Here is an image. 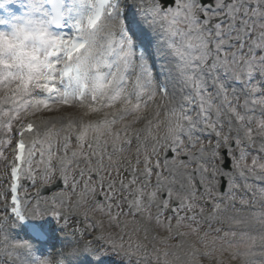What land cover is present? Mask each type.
Here are the masks:
<instances>
[{
	"label": "snow or ice",
	"instance_id": "snow-or-ice-1",
	"mask_svg": "<svg viewBox=\"0 0 264 264\" xmlns=\"http://www.w3.org/2000/svg\"><path fill=\"white\" fill-rule=\"evenodd\" d=\"M148 3L153 22L164 28L177 61L178 79L173 92L157 89L150 73H143V79L125 77V58L132 55L129 42L128 51L121 57L122 67L107 83L103 78L98 80L93 104L87 109L86 115H95L101 109L120 107L118 113H111L93 129L94 140L87 128L73 135L75 125L69 124L65 128L69 134L62 143L47 136L29 146L22 137L25 132L34 133V125L15 133L12 122L3 126L0 159H8L5 153L9 148L15 154L5 173L10 190L0 193V200L7 203L10 193L11 211L20 218L25 202L38 197L51 204V214L57 217L59 210L73 204V197L74 207L82 209L86 218L101 212L119 228L121 215L137 217L138 226L133 228L127 245L124 235L114 238L108 234L104 238L128 256L147 259L151 255L157 264H202L203 260L213 264H264V187L250 182V178L264 180V0H215L214 7L204 6L201 0H179L175 9L167 11L155 0ZM102 15L101 12L90 26L95 27ZM54 39L57 45L66 46L68 60L86 46ZM45 67L52 69L55 65ZM40 79L50 82L37 84L38 88L50 94L57 92L51 82L55 77ZM33 82L31 76L24 80L25 92ZM105 89H110V94L105 96ZM158 96L165 101L163 105L156 102ZM98 97L104 100L102 105L97 104ZM75 101L83 102L84 97L35 99L20 107L53 111L72 107ZM141 123L144 127L137 128ZM105 129L116 131L105 133ZM12 139L17 140L15 145ZM221 149L226 152L222 154ZM133 150L135 163L130 159ZM165 150L175 158L161 162L159 156ZM181 156H186L187 161L178 159ZM227 160L233 171L227 170ZM193 161L201 191H197L192 174L186 185L180 183L174 190L175 169L190 168ZM163 169H168V176ZM123 172L130 178L126 179ZM234 173H238L239 182ZM57 174L64 192L50 200H44L40 191L35 197L19 196L21 190L27 192L22 176L35 187L37 183L50 184ZM219 177L226 180L223 192ZM241 188L244 194H240ZM98 193L104 196V203L96 200ZM174 197L178 203H173ZM125 204L127 212L123 211ZM43 215L37 204L34 217ZM130 223L126 219L125 227ZM155 229L167 236L157 233L149 239ZM140 231L144 232L143 240L152 245L151 253L146 251L147 244L139 240L135 245L131 243ZM172 240L180 243L170 244ZM0 241L5 246L9 241L2 230Z\"/></svg>",
	"mask_w": 264,
	"mask_h": 264
},
{
	"label": "rangeland",
	"instance_id": "rangeland-1",
	"mask_svg": "<svg viewBox=\"0 0 264 264\" xmlns=\"http://www.w3.org/2000/svg\"><path fill=\"white\" fill-rule=\"evenodd\" d=\"M15 2H16V5H19L20 8H22V11L18 15L17 19H20L24 16H27L33 12L34 0H15ZM144 2H145L144 3L145 6L149 5V3H148L149 0H144ZM178 2H179V0H176V4L172 9H175L177 7ZM22 3L26 7V9H25V7L21 6ZM214 5H215V0H214ZM207 7H210V6L207 5ZM167 10H165V11H167ZM146 12L148 13L150 20L153 21V17L151 15V7ZM157 24H158V22H155V25H157ZM155 25H154V27H155ZM122 32H123V34L120 33V35L117 36L116 41L114 42L115 48L112 51L113 52L112 55L109 57V59H106L105 62L100 67V70H101V77L100 78H103V82H105V83L110 81L112 79V77L116 74L117 70L122 67V64L124 63V61L121 59L122 54L124 52L128 51L129 42L131 44V41L126 37V32H124V31H122ZM131 54L132 55H131L130 59L125 58V60L128 61V67H127V69H124V75L127 79L131 78L132 70H133L132 45H131ZM174 64H176V62H174ZM40 77H55V80L51 81V82L55 84L57 92H55L54 98L52 100H55L57 97L71 98V96L66 92V90L57 81L56 76H54L52 74L49 75L46 73V67H45L43 72H41L40 74H38L36 76H33L34 82L31 86V88L27 92L24 91L25 94L23 96L14 97L13 102L11 104V108L9 110L0 112V132L4 131L3 126L7 125L9 122H12V124L15 125L19 120H23V119H40L43 117H48L50 119V125L43 127L40 130V132H38L37 134H35L32 137L31 145L38 140L45 139V137H47V136H51L53 141L59 140L62 143L64 140V137L69 134V131L65 130L66 126L69 124L75 125V131H72L73 135H77V134H79V132L81 130L87 128L90 132V139L94 140L96 138V135L93 132V129L99 127V125L102 124L103 121L108 116L111 115L112 110L101 109V111L95 115H86L87 109L90 106L88 104L81 107V106H78L74 103L72 107H61L58 110H53V111L42 110L40 112L34 111L31 107H29L27 110H24L23 108L20 107L21 105H23L26 102L31 103L35 99H43L38 95V93L36 91L38 89L37 84L43 85V84L49 83L50 81L47 79H40ZM97 82L98 81H96L95 85H97ZM33 87L35 88L34 91L32 90ZM40 89H44V88L40 87ZM110 91H111L110 89H105L104 95L106 96V95L110 94ZM17 109H19V115L18 116L16 115ZM149 111H151V109ZM102 114H108V115L105 116L103 120L98 121V117H100ZM139 125L140 124H137L136 127L140 128ZM12 131H13V129H12ZM114 131H116V130L115 129H105L104 130L105 133L114 132ZM53 133H56L58 135H53ZM134 147L135 146L133 144V149H134ZM8 154H9V149L6 151L5 155L8 156ZM130 158L136 160V154H135L134 150L131 153ZM173 158H175L174 154H172L170 156L169 161H171ZM141 159H143V158L141 157ZM178 159L187 161L188 158L186 156H181ZM4 161L5 160L0 159V193H3V189H4V187H3L4 173H5L4 172ZM33 166H35V165H33ZM195 166H196V162L193 161L192 167H190V168L175 169V178H176L177 183L173 185L174 190L179 188L180 183H184L185 185L187 184L188 175L192 174L194 176L193 170L195 169ZM171 167H172V165L170 163L169 168H171ZM218 167H219V165H218ZM163 173L165 176H168L169 175L168 169H163ZM124 177L126 179H128L125 175H124ZM154 178H155V175L153 176L152 181ZM54 180H52V182L50 184L37 183V185L35 187L32 186L31 181L25 180L26 183L23 186L24 188L27 189V192L25 193V195H27L28 197H35L37 191H39V189L42 186L52 185L54 183ZM194 182H196L197 191H200L201 186L199 184V178H195V176H194ZM62 184H63V182H62ZM64 191H65V187L63 184V187L61 189L56 190L54 193L50 194L49 196L43 197V199L44 200H50L55 194L61 193ZM162 195H163V193H162ZM74 198H76V197H73V200H74ZM96 200H98L100 203H104V196L102 194L98 193L96 196ZM178 202L179 201L176 200L174 197L173 203H178ZM26 203H27V207H28L29 211H31L33 214H34L35 206L37 204H39L40 210L42 212H44L45 215H43L42 217H40L38 219H40L43 223L52 224V226L55 228L56 227H65L66 228L74 220V217L71 215V210H70L71 204L67 205L64 209L59 210L60 216L57 217V216H53L51 214V204L41 202V198H39V197L32 199L30 203H28V202H26ZM89 206H90V204H89ZM124 207H125V205H124ZM2 209H3V201L0 200V217L3 214ZM116 211L117 210L115 208H113V212L115 213ZM123 211L127 212V210H125L124 208H123ZM79 215L81 216V218L85 219L86 224H88L89 218H91V217L99 218L101 223L103 224V226L106 227V228H104V229H106L104 237H106L108 234H111L114 238H118L120 235H124L125 245H127L129 243V236L131 235L133 228H136L138 226L137 225L138 218L133 217V216L125 217V216L121 215L119 223H120V221L123 222V226L120 224V227L118 228L110 222L109 217H107L106 215H104L101 212L90 213L86 218L84 216L83 210L80 209ZM126 219L131 222L127 227H125V220ZM172 223H173V226H175L174 220L172 221ZM121 229H124V232H121ZM0 230L3 231V233L6 235V237L13 244L28 245L29 252L31 253L32 264H42V262L45 260L49 261L45 255V253H39V250H37L32 245L15 238L10 233V230H9V227L7 226V224L3 223L2 225H0ZM180 231H184V229H181ZM157 233L161 237L167 236V233L160 231L158 229H155L154 232L150 233L149 239H151L152 234H157ZM143 236H144V232L140 231L137 237L132 238L131 243L133 245H135L137 240H139L141 243L147 244L146 249L148 250V253H151L152 245L148 244V242L144 241ZM169 243L176 245V244H179L180 241L179 240H172V241H169ZM155 246L159 247V244H156ZM89 251H90V253H89L88 257L86 255L81 257V259L86 260L85 263H83V264H96V263L97 264H136L137 261H139V260L141 263H144V264H148V261H151V264H157L156 260L151 255H149L147 257V259L142 258V256H139V257L128 256L124 252H121L118 249H114L111 246V244L109 242H107V240L105 238H103L102 241L99 243L92 244L89 247ZM205 261H211V260H205ZM5 264H7V260H5ZM9 264H11L10 261H9ZM202 264H204V263H202Z\"/></svg>",
	"mask_w": 264,
	"mask_h": 264
},
{
	"label": "clouds",
	"instance_id": "clouds-1",
	"mask_svg": "<svg viewBox=\"0 0 264 264\" xmlns=\"http://www.w3.org/2000/svg\"><path fill=\"white\" fill-rule=\"evenodd\" d=\"M85 6L92 11L87 14L80 24V38L86 45L71 60L64 61L65 69H73L87 76L99 70L103 58L116 41L122 29L119 19L103 14L95 27L90 22L100 15V8L94 0H84ZM44 0H34L33 12L20 19L14 20L7 26L0 21V106L9 105L13 98L23 96V82L27 77H33L44 71L45 65L50 64L52 57L57 55L58 49L66 48L61 43H55L51 26L54 21L47 13L41 16ZM55 52V55H49ZM33 91L35 88L33 87ZM120 107L112 110L118 113ZM108 114L98 117L103 120ZM13 253L9 256L7 253ZM32 264L28 245L16 246L10 240L0 241V264ZM42 264H55L52 261H43Z\"/></svg>",
	"mask_w": 264,
	"mask_h": 264
},
{
	"label": "bare ground",
	"instance_id": "bare-ground-1",
	"mask_svg": "<svg viewBox=\"0 0 264 264\" xmlns=\"http://www.w3.org/2000/svg\"><path fill=\"white\" fill-rule=\"evenodd\" d=\"M22 5H23V7H24V4L22 3ZM25 9H26V7H25ZM40 15L41 16H44V7H43V9H42V11H41V13H40ZM53 34L56 36V37H54V38H56V39H63V38H60V35H58V34H56V33H54L53 32ZM58 35V36H57ZM65 38V37H64Z\"/></svg>",
	"mask_w": 264,
	"mask_h": 264
},
{
	"label": "water",
	"instance_id": "water-1",
	"mask_svg": "<svg viewBox=\"0 0 264 264\" xmlns=\"http://www.w3.org/2000/svg\"><path fill=\"white\" fill-rule=\"evenodd\" d=\"M161 2L165 3V4H173V0H160Z\"/></svg>",
	"mask_w": 264,
	"mask_h": 264
}]
</instances>
